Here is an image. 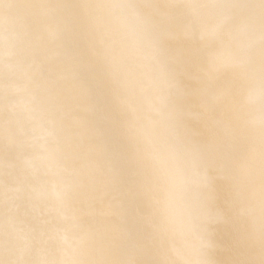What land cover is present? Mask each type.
I'll return each mask as SVG.
<instances>
[{
  "label": "bare ground",
  "instance_id": "bare-ground-1",
  "mask_svg": "<svg viewBox=\"0 0 264 264\" xmlns=\"http://www.w3.org/2000/svg\"><path fill=\"white\" fill-rule=\"evenodd\" d=\"M196 1L200 11L190 17L186 13L173 15L170 7L163 6V0H150L153 7L142 10L128 9L123 11L124 22L115 33L104 37L108 47L96 37L97 46L105 51L98 57L96 64L100 69L97 77V86L94 92L99 95L95 102H90V96L80 101L78 111L83 118L77 141L86 149L91 161L88 173L95 177L89 190L82 195L78 188L73 189L67 207L57 206L53 215L42 218H30L40 229H51V235L57 233V223H66L73 231L72 241L60 248L61 262L94 259H163L174 261L176 264H196L201 260H212L216 264H262L264 262V247L261 244V208L259 199V3L254 7H218L227 5L232 0H175L182 5ZM82 0H0V36L3 28L10 33L18 34L27 21L48 19L54 25L53 34L43 32L31 45V56L35 64L23 54L15 57L17 65L10 69L2 61L0 64V81L12 78L15 81L7 85L0 82V94L5 95L12 90L17 92L16 100L19 110H24L29 121L26 127L44 140L36 143L44 151V162L49 167H56L51 180L53 186L60 187L63 183L71 182L61 178L65 168L72 167L74 158L78 154L69 152L64 144L65 129L58 125L55 136L46 134L48 111L50 109V91L47 78L37 68L43 64L46 68L64 69L71 63V56L63 59L64 47L74 44L77 39L69 22L77 16L84 15V9L74 7ZM97 3L100 0H88ZM135 3H144L145 0H133ZM232 5H244L235 0ZM15 3H20L23 9L16 11ZM10 6V7H6ZM58 10L50 16L53 10ZM106 15L112 10L104 9ZM248 15H255L257 19L256 44L254 48L256 75L249 80L244 70L233 63L237 52L246 50L249 37L243 27V19ZM159 17L167 21L166 35L162 43V56L171 61V75L179 79L181 88L186 96L185 111L190 119V126L202 138H209L212 134L211 122L204 110V102L212 95L215 88L224 85L235 93V98L229 96L221 101L213 110L214 116L227 117L232 113L236 98L246 95L249 89H254L256 102L252 113L256 118L254 128L243 134L242 142L249 138L255 144V174L257 195L251 204L243 196L238 207L250 209L248 214H234L227 219H219L213 224L210 244H206L201 234L202 217L191 209L194 205V192H189L184 201L173 204L168 209L169 222L165 229L167 243L158 254L145 255L140 251L121 250L117 253L102 254L92 246L82 247L79 240L85 235H94L108 226L107 220L99 215V209H106L108 196L116 197L119 185L114 179L117 174L126 171L132 163V155L138 150H147L149 145L145 138L151 136L159 140L165 133L161 121L154 123L151 118L152 104L144 99L145 96L155 94L167 88V83L159 77V68L154 59L153 49L143 37L140 18ZM232 17H239L241 23H232ZM208 18L196 32V24ZM187 24V27L184 25ZM6 55L4 46H0V58ZM34 76V78H32ZM113 87L126 98L127 103L121 105L115 112L106 109L99 101ZM93 92V93H94ZM133 108V111L129 110ZM8 108V103H7ZM31 109V110H29ZM38 111L35 115L34 111ZM122 121V127L111 126L116 116ZM248 110L242 114L247 118ZM25 119L16 116L0 121V136L6 140L18 139L23 136L22 122ZM102 123L105 126L104 134L98 135L96 126ZM106 138L107 144H102ZM49 141H58L49 146ZM52 152L56 159L49 164L46 152ZM114 154L118 160L109 162L107 154ZM4 170H0L2 173ZM8 172L17 177L12 167ZM12 172V173H11ZM76 168L73 176H79ZM36 186V184H35ZM20 187V186H19ZM108 194L106 196L105 194ZM52 202V201H51ZM44 205H38L40 210ZM8 215L0 214V223H4ZM52 222V223H51ZM83 223V227L78 225ZM6 231L11 226L4 228ZM5 243L0 244V253H5ZM45 255L49 250H41ZM25 252L18 253L23 256ZM39 260V259H38ZM36 260V261H38Z\"/></svg>",
  "mask_w": 264,
  "mask_h": 264
},
{
  "label": "snow or ice",
  "instance_id": "snow-or-ice-1",
  "mask_svg": "<svg viewBox=\"0 0 264 264\" xmlns=\"http://www.w3.org/2000/svg\"><path fill=\"white\" fill-rule=\"evenodd\" d=\"M150 0L135 3L133 0H100L89 3L88 0L74 5L84 9L85 14L70 21V27L75 33L74 53L71 63L64 69L46 68L41 64L37 70L49 82L50 109L48 111L46 134L55 136L58 125L65 129V147L78 158L72 161V167L65 168V173L71 177V182L62 186H53L51 191L38 190L35 182L25 177L20 187L13 189L18 197L12 203L10 212L21 224L31 223L30 218L38 205L49 201L54 206L67 207L73 189L78 188L82 195L89 190L95 177H90L88 169L90 159L77 138L83 118L78 111L80 101L91 96L97 86L100 69L97 58L105 51L97 46L96 37L108 47L103 38L115 33L124 22L123 11L128 9L142 10L153 7ZM164 7H177L175 0H163ZM218 7H254V5H215ZM10 7V6H6ZM259 199L261 208V244L264 247V0H259ZM104 9L112 10L106 15ZM232 23H241L239 17H232ZM244 30L249 37L246 50H241L233 57V63L244 70L249 80L256 75L254 48L257 30L255 15H248L242 21ZM143 37L153 49L154 59L159 68V77L167 83L165 90L155 96L144 97L152 104L154 123L162 122L165 133L159 140L151 136L145 138L149 145L147 150H138L132 155L130 167L114 179L119 185L116 197L108 196L106 209H99V215L107 220L108 226L94 235L82 236L79 244L82 247L92 246L102 254L117 253L121 250L140 251L145 255L158 254L167 243L165 229L169 222L168 209L175 203L184 201L189 192H194L192 211L202 217L201 234L206 244H210L213 224L219 219H227L234 214H248L250 209L239 208L243 196L253 202L257 195L255 174V144L249 138L242 142L243 134L250 132L256 123L252 108L256 102L254 89H249L246 95L236 98L232 113L227 117L214 116L213 110L229 96L235 98L230 88L220 85L204 102V110L211 122L212 134L205 139L190 126V119L185 111L186 96L179 79L171 75V61L162 56V43L166 35L167 21L159 17L140 18ZM188 25L185 24L184 27ZM54 32L51 20L41 19L25 22L24 28L15 38L6 36L4 47L6 55L12 59L23 54L30 64L35 60L31 56V45L41 33ZM106 109L116 111L127 103L118 89L113 87L99 101ZM31 110V109H29ZM130 111L134 109L129 107ZM248 110L247 118L242 114ZM111 126L122 127V121L117 115L111 121ZM98 135L104 134V129L97 130ZM55 155L46 152V160L51 164ZM79 168V176L73 172ZM41 213L44 207L40 208ZM29 242L34 246L30 233L20 228L15 234L9 233L6 239V251L9 256L28 250ZM54 244L53 241H49ZM0 264H176L163 259H94L76 261H28L23 259H6ZM196 264H216L212 260L197 261ZM264 264V262H262Z\"/></svg>",
  "mask_w": 264,
  "mask_h": 264
},
{
  "label": "rangeland",
  "instance_id": "rangeland-1",
  "mask_svg": "<svg viewBox=\"0 0 264 264\" xmlns=\"http://www.w3.org/2000/svg\"><path fill=\"white\" fill-rule=\"evenodd\" d=\"M218 1V0H214ZM244 5H256L259 0H240ZM236 3L232 0L227 3V5H232ZM15 10L23 9L20 3H15ZM177 7H170V11L173 15L179 13H186L188 16L192 17L196 15L201 9L197 5L196 1H191L182 5V3L177 4ZM58 10H53L50 16H54ZM208 18L204 19L202 22L195 25L194 30L197 32L200 27L208 23ZM2 36H0V46H4V38L10 36L15 38L17 34L10 33L6 31L5 28L1 30ZM259 43V40H258ZM75 49L74 44H68L64 47L63 59H66L70 55H73ZM14 58L9 59L7 56L0 58V64L4 61L8 68H14L17 63ZM34 78V76H32ZM12 78H4L0 82L7 85L9 82H14ZM18 95L15 91H8L5 95L0 94V121L4 119L14 118L16 116H21L25 120L21 123L23 127V136L18 139L6 140L4 137L0 136V170H4L0 173V214L8 215V219L4 223H0V244L5 243L9 233L15 234L20 228H24L26 232L30 233L31 239L35 241L34 246L29 242L28 250L25 251L23 256H9L7 252L0 253V262L6 259H23L28 261H54L61 262L60 248L65 247L66 243L72 241V229L66 223H57V233L51 235V229L43 228L40 229L34 223L21 224L20 221L10 212L13 201L18 197V193L13 189L18 188L21 181L28 177L32 179L36 188L41 191L49 192L52 189L51 180L54 171L56 172V167H48L44 162V151L36 144L44 138L34 133L30 128L26 127L28 120L24 110H19L17 107ZM99 98L97 93H93L90 96V102H95ZM8 103V108H7ZM37 115L38 111H34ZM98 129H105L102 123L96 126V131ZM58 143V141H49L48 145L53 146ZM102 144L106 145L107 140L104 138ZM106 159L109 162H116L118 158L114 154H107ZM15 170L20 176L13 177L8 170ZM12 173V172H11ZM61 178L63 180H69V177L65 171H62ZM57 206H54V202L49 201L44 205V211L41 213L40 210L36 209L31 218H42L45 215H53L56 211ZM52 223V222H51ZM83 223L78 225V229L83 227ZM11 226L12 229L6 231L4 228ZM49 241H53L54 244H50ZM46 248L49 253L45 255L41 250ZM129 251V250H128ZM18 254V253H17Z\"/></svg>",
  "mask_w": 264,
  "mask_h": 264
}]
</instances>
